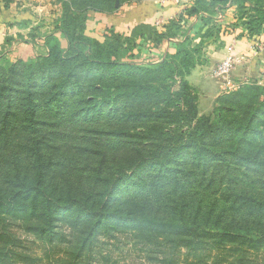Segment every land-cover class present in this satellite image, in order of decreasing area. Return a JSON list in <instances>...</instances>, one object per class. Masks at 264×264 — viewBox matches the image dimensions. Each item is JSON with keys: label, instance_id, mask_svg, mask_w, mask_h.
Here are the masks:
<instances>
[{"label": "rangeland", "instance_id": "obj_1", "mask_svg": "<svg viewBox=\"0 0 264 264\" xmlns=\"http://www.w3.org/2000/svg\"><path fill=\"white\" fill-rule=\"evenodd\" d=\"M21 1L0 0V7L14 11ZM27 1L39 9L16 13L27 17L19 22L21 32L14 39L30 43L35 56H28L18 44L15 51L7 46L0 52V169L17 166L36 177L42 191L59 198L49 211L37 206L32 213L47 211L64 238L57 250H48L36 234L27 232L28 225L43 226L44 220L40 223L29 215L33 200H20L13 206L18 214L12 223L18 225L17 235L35 240V245L24 241L32 249L25 254L36 259L29 264H69L94 218L77 214L64 194L83 200L105 186L104 200L110 190L109 203L101 215L115 228L107 226L110 237L96 238L79 264H156L158 250L147 251L134 233L141 236L153 230L159 236L174 230L134 223L123 227L111 217L117 212L139 213L140 205L170 210L163 204L170 199L163 197L175 191L178 196L186 193L192 205L224 191L222 198L229 209L214 223L264 232V203L249 211L239 197L261 191L258 199H264V26L260 34H248L245 22L256 14L249 2L217 6L215 0H124L107 13L77 0ZM191 9L197 14H190ZM63 32L97 40L104 56L119 65L88 66L71 58L39 64L36 55L46 53V46H67ZM169 43L199 46L196 67L206 65L209 51L223 47L226 53L230 50L224 57L234 59L230 58L225 77L215 74L220 61L207 69L208 80L199 91L189 82L190 70L184 76L190 90H182L179 58L168 60L170 69L152 68L162 59L159 53H175L176 48L166 52L164 44ZM243 43L249 60L256 56L258 68L242 79L238 67ZM16 50L19 58H14ZM19 61L31 62L24 70ZM143 85H154L164 94H140L136 89ZM188 94L195 97L196 118L219 114L242 128L218 130L212 136L192 135L189 143L185 135L196 119L180 115L189 112ZM199 99H210V110L200 112L204 105L199 108ZM161 133L166 136L162 138ZM163 216L172 218V214ZM129 233L133 235L128 237ZM258 236L250 237V242L227 240L209 257L202 252L194 258L182 256L180 264H264V238Z\"/></svg>", "mask_w": 264, "mask_h": 264}, {"label": "trees", "instance_id": "obj_2", "mask_svg": "<svg viewBox=\"0 0 264 264\" xmlns=\"http://www.w3.org/2000/svg\"><path fill=\"white\" fill-rule=\"evenodd\" d=\"M77 1L84 2L88 8L93 10L110 13L117 8L115 3L118 4L124 0ZM215 1H217V6L231 2L238 4L249 2L252 11L256 14L245 22L246 30L251 36L261 33L264 26V2L259 0ZM190 14H197V11L191 9ZM201 20L202 22L204 21L203 19ZM63 34L67 41V46L64 47L65 49L59 44L50 45V47L46 46V53L36 55V58L38 59L37 61L40 62L39 64L42 62L51 63L71 58L82 61L88 66L99 67L106 64L119 65L104 56L105 50L97 40L83 34L76 35L64 32ZM11 41L12 39L6 38V42L10 43ZM160 44H162V41L158 45ZM175 48L176 51L174 54L165 55L160 62L152 64L153 67H151L156 69L155 71L157 72L162 71L161 68L170 69L172 63L168 60L179 58L178 66L182 69V71H179V74L182 75L180 79V89L190 90L189 84L184 79V76L188 75L190 70L198 63V57L196 55L198 54L199 46L189 48L184 47L183 44L180 43L176 45ZM166 57L168 58L165 59ZM30 62L31 61L22 63V61H19L18 63L23 64L24 70H26L28 67L27 65H30ZM136 90L139 91L140 94H146L147 92L164 94L163 91L156 88L154 85L139 86ZM178 96H180V94ZM188 96L189 99H187L186 105L189 108V112L191 111V114L187 112L180 113V115L183 118L187 117L189 119L187 115L189 114V116L191 115V119H196L190 134L185 135V138L189 140V143L193 140L192 135L212 136L218 130L242 128L236 120H228L219 114L202 115L196 118L197 108L193 105L195 97L189 94ZM164 136L166 135L161 133V137L164 138ZM23 171L24 170L19 169L17 166H14L12 170H9V167L7 169H0V264H4L7 261H11L13 264H29L28 261L35 263L36 260L32 258V256L25 254V252H30L32 250L27 244L32 243L35 245V240L32 238L29 240L30 237L27 236L21 237V235H17L14 229L18 225L12 223L18 214V210L14 209L13 206L17 205L20 200H33V204L29 208V215L34 217L33 219L40 223L44 220L43 226L36 224L32 226L28 225L25 229L27 232L36 234L38 238L43 241L42 243L47 244L48 250H53L54 248L57 250L58 245L64 242V238H62L63 235L59 233V229L54 225L51 215L45 213L51 208L52 202L54 204L58 203L59 198H55L54 195L50 196L44 190L42 191V188L37 185L36 177L33 178L27 176ZM36 172H40V170H37ZM106 188L107 186H105V190H102L99 193H90L89 195H86L83 200L72 194L66 193L64 194L65 196L63 195L66 203H69L70 207H72L77 214H85L88 218H94V222L86 236L82 238L80 246L75 252L71 253L72 258L70 259L69 264H79L84 261L87 254L86 251L87 249L91 250L95 239L101 235H109V230L115 228L107 225V220L105 221L106 217L101 215L102 213L105 214L104 208H106L109 203L107 199L110 190L107 191V196L104 200ZM260 192L261 191L244 192L239 196L242 204L249 207V211H252L256 206L259 207V205L262 204L261 202L264 203V199H258L262 194ZM176 193L177 192L175 191L173 194L170 193L168 196L163 197H167V199H170L169 201H172L173 205H170L169 201L163 203L171 207L170 210L163 209L164 207H161V210H156L151 207L149 208L148 205H140L138 209L139 213H132L130 216H126L117 212L111 217L123 227L134 223L136 226L146 224L148 226L147 228L152 225L153 227H158L160 229L170 228L174 230V233L166 231L159 236L153 235L155 234V231L153 230L141 236L134 233V236L141 240L144 247L147 248V251L149 250L148 248L158 250L154 255H157V257H155L156 264H180L182 256H192L194 258V256L196 257L197 252H202L203 257H206L208 254L209 257L211 252L220 249L227 240L234 241L235 239L240 238L250 242L252 241L250 237L252 238V236L256 235H259V238H264L263 231L256 229H242L238 225H226L218 220L217 223H214L216 221H214V218L221 216L222 211L225 212L229 209L222 198L224 191H220L217 198L200 200L194 205L191 204V201L186 200L190 198L186 193L182 192L180 194L181 196H178ZM245 193H248V196H246ZM100 197L102 198L101 203L99 201ZM37 206L42 208L45 207V210L47 211H43V213L38 212L36 214L32 213V210L36 209ZM216 209L218 210V213H215ZM163 214H172L173 220L172 218L168 220L164 219L165 217ZM44 216H46V218ZM201 216H203V219L200 220ZM256 216V214H253L251 218L254 219ZM187 217H190L191 220H185ZM107 226H109L110 229H108ZM115 232L118 234L122 231L116 230ZM132 235L133 233L127 234L128 237H131ZM25 240L27 241V244H25ZM183 251L185 252L184 255L182 253ZM87 261L88 257L86 259V262Z\"/></svg>", "mask_w": 264, "mask_h": 264}, {"label": "crops", "instance_id": "obj_3", "mask_svg": "<svg viewBox=\"0 0 264 264\" xmlns=\"http://www.w3.org/2000/svg\"><path fill=\"white\" fill-rule=\"evenodd\" d=\"M35 8L36 10H38L39 8H37L36 6H32L30 5L29 1L27 0H22L19 4L16 5V7L14 8V11L11 10L12 8H10V10L6 11L5 8H1L0 7V52L2 50L7 49V46H11V50L10 51H15L16 49V44H18V46H24L23 49L21 51H28L29 54L28 56L30 57H34V50L33 47L30 43L27 42H17L14 38L16 37L17 32H21L20 29V21L23 18H26V15L23 14H16V13H34L35 12ZM29 23V21H27ZM198 22V21H197ZM19 34V33H18ZM6 38H12L14 40H12L10 43L6 42ZM257 43V42H255ZM10 44V45H9ZM166 52L167 53H172L174 52L175 46L173 45V43H169V44H164ZM246 44H242V48L240 50H242V61L240 62V65L238 67V69L241 70V73L243 75L242 79L245 78L244 76L247 74H254L257 71L258 68V64L256 65L257 61H255L256 56L252 57V61L249 60L248 56L250 55V52H248L247 50H245L246 48ZM248 47V46H247ZM173 50V51H172ZM9 51V53H7L8 55L11 54V52ZM226 49L225 47L223 48H219V49H214L213 51H209V53L207 54V62L206 65L203 66H198V67H194L193 69H191V72L188 76L189 82L192 86H194L198 91L201 90L200 86L202 82H206L207 79V73L205 71H207V69H212V67L214 66L215 63L219 62L220 63L226 59H234V57L232 55H229L228 58H225L224 55H227L229 53V48H228V52L226 53ZM15 57L14 58H19L16 56H19V50H16ZM34 55V56H31ZM160 57L159 58H163L164 55H162V53L158 54ZM162 55V56H161ZM29 57V58H30ZM224 58L222 61L221 59ZM234 61V60H233ZM249 61L251 63H249ZM257 66V67H256ZM215 74H216V69H215ZM259 74V73H256ZM218 75V74H216ZM221 77H224L222 75H220ZM212 94L211 96H215L217 95L215 88L212 89V91H210ZM213 96V97H214ZM201 97V95L199 94V98ZM210 99H202V102L200 101V99L198 100V105L199 108L202 106V103L204 105V108L200 109V112H206L210 109H208L211 105ZM201 104V106H200Z\"/></svg>", "mask_w": 264, "mask_h": 264}, {"label": "built area", "instance_id": "obj_4", "mask_svg": "<svg viewBox=\"0 0 264 264\" xmlns=\"http://www.w3.org/2000/svg\"><path fill=\"white\" fill-rule=\"evenodd\" d=\"M230 66H231V62H230L229 58L224 60V61H222L216 67V74L222 75V76L225 77L227 75L228 70L230 69Z\"/></svg>", "mask_w": 264, "mask_h": 264}]
</instances>
